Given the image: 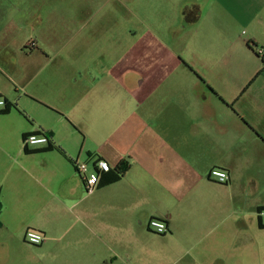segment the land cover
<instances>
[{"label": "crops", "instance_id": "1", "mask_svg": "<svg viewBox=\"0 0 264 264\" xmlns=\"http://www.w3.org/2000/svg\"><path fill=\"white\" fill-rule=\"evenodd\" d=\"M259 1L244 31L225 1L195 0L166 45L147 26L134 39L122 0H0V264H264ZM99 160L111 170L88 194L74 163Z\"/></svg>", "mask_w": 264, "mask_h": 264}, {"label": "rangeland", "instance_id": "2", "mask_svg": "<svg viewBox=\"0 0 264 264\" xmlns=\"http://www.w3.org/2000/svg\"><path fill=\"white\" fill-rule=\"evenodd\" d=\"M125 1L128 7H130L133 16L130 20V26L133 29V37L134 39L139 38V41H142L140 38L143 34H145V29L148 27L149 29L153 28L152 31L156 37H151L149 34L148 40H153L158 44L159 41L165 42L166 45H171V41L169 35L164 33L165 28L171 26L169 30L170 36L181 35L183 31L189 29V24L185 21V15L188 19L193 20L196 14H199V10L191 9L192 3L195 0H122ZM210 1V0H206ZM225 1L227 5V9L237 17L239 14L243 15V19L245 20V26L242 28L244 31H248L247 22L249 21V16L253 13L256 8H258L259 0H222ZM120 6V5H118ZM119 11L127 13L124 7H119ZM193 10V11H191ZM187 11V12H185ZM130 12V11H129ZM147 26V27H145ZM162 34V35H161ZM240 38L242 36L240 32ZM237 32L234 33V37L236 38ZM245 39H247L245 37ZM137 40V39H136ZM134 40V41H136ZM143 40L142 42H144ZM151 42V41H149ZM224 42L223 46H219V51L222 49H226L228 52V56L231 57L233 53H237V49L232 50ZM225 45V46H224ZM211 53H217L218 49L213 47H209ZM160 49V47H159ZM165 55H168V51L165 48ZM255 61L253 59L249 61L247 58L243 63V74L247 75V73L252 69ZM245 71V72H244Z\"/></svg>", "mask_w": 264, "mask_h": 264}, {"label": "built area", "instance_id": "3", "mask_svg": "<svg viewBox=\"0 0 264 264\" xmlns=\"http://www.w3.org/2000/svg\"><path fill=\"white\" fill-rule=\"evenodd\" d=\"M258 55L263 56L264 50L258 49ZM6 106L5 100L0 98V110L4 109ZM50 139L45 135H28L24 138V145L26 148L37 147V146H48ZM75 168L79 176L85 183L86 190L88 194H93L100 183V174L108 173L111 168L110 165L103 161L99 160L96 164L98 171L90 172L87 164L76 162L74 163ZM210 178L218 182L219 184H227L230 181L229 174L221 169H213L210 172ZM262 220H264V211L260 213ZM148 228L151 232L157 235H163L168 231L166 223L158 220L152 219L148 223ZM45 236L36 231H28L26 233L25 241L31 246H40L45 242Z\"/></svg>", "mask_w": 264, "mask_h": 264}, {"label": "trees", "instance_id": "4", "mask_svg": "<svg viewBox=\"0 0 264 264\" xmlns=\"http://www.w3.org/2000/svg\"><path fill=\"white\" fill-rule=\"evenodd\" d=\"M252 49H254L252 46H250ZM260 75V74H259ZM5 103H6V106L3 110L0 111V115H3V114H8L10 111H11V104H9L6 100H5ZM16 110L19 111V109L17 108L16 105L13 106ZM55 147L52 145V144H49V147L47 148L46 151H52L54 150ZM26 152L27 153H30L29 150L26 149ZM129 167L127 164L123 163L122 165H120V167L116 170V174L115 176L112 178L113 181H117L119 179H121L125 173L128 171Z\"/></svg>", "mask_w": 264, "mask_h": 264}]
</instances>
